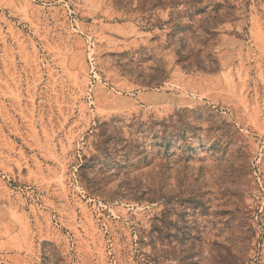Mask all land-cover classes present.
Wrapping results in <instances>:
<instances>
[{
	"label": "rangeland",
	"instance_id": "rangeland-1",
	"mask_svg": "<svg viewBox=\"0 0 264 264\" xmlns=\"http://www.w3.org/2000/svg\"><path fill=\"white\" fill-rule=\"evenodd\" d=\"M0 264H264V0H0Z\"/></svg>",
	"mask_w": 264,
	"mask_h": 264
}]
</instances>
